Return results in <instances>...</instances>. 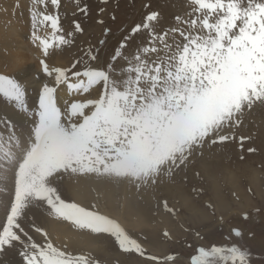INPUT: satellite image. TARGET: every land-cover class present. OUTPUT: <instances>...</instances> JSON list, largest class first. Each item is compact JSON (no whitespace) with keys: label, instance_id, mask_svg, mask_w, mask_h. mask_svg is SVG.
Wrapping results in <instances>:
<instances>
[{"label":"snow or ice","instance_id":"1","mask_svg":"<svg viewBox=\"0 0 264 264\" xmlns=\"http://www.w3.org/2000/svg\"><path fill=\"white\" fill-rule=\"evenodd\" d=\"M50 5L57 11L48 12V0H34L30 10L31 42L41 50L46 77L36 102L29 103L28 81L0 72V104L31 125L25 136L12 116L0 115V196L6 197L0 199L5 216L0 257L16 253L22 264H105L90 252L73 253L67 243L55 244L44 227L28 220L39 209L76 232L112 238L122 253L176 264L177 254L148 255L97 203L67 200L61 187L66 179L94 177L127 183L139 192L187 168L195 156H203L206 145L235 139L225 130L240 127L247 114L264 108V0H187L189 11L174 16V25L167 27L152 11L121 29L106 63H101L100 48L89 47L69 67L47 61L84 29L74 21V32L65 33L60 0ZM80 11L86 15L87 6ZM40 28H50V35L38 34ZM110 32L105 28L104 35ZM141 33L145 38L132 47ZM245 139L240 137L241 144ZM163 207L173 216L179 212L167 200ZM206 207L214 211L211 203ZM30 231L43 240L37 242ZM163 235L170 238L167 230ZM248 235L255 239L254 233ZM227 239L229 244L196 246L188 264H253L257 257L242 242L239 228Z\"/></svg>","mask_w":264,"mask_h":264},{"label":"rangeland","instance_id":"2","mask_svg":"<svg viewBox=\"0 0 264 264\" xmlns=\"http://www.w3.org/2000/svg\"><path fill=\"white\" fill-rule=\"evenodd\" d=\"M48 3V12H56L50 0ZM186 5L187 0H108L106 4L101 0H79L78 3L77 0H60L58 11L65 33L74 32V21H78L84 29L83 33H75L72 45L63 48L67 52L63 54L65 66L69 67L75 59L83 57L89 47L100 48L101 63H106L122 36L121 29H130L152 11L160 13L163 26H172L174 16L189 11ZM85 6L88 10L86 15L80 11ZM100 9L105 11L100 12ZM112 15H115V20ZM98 20L104 23L99 24ZM105 28L111 29L107 37L104 35ZM145 36L146 33L138 35L132 47ZM102 39L106 41L103 46L99 44ZM131 50L130 47L127 51ZM3 66V72L8 73V66ZM13 76L18 79L15 74ZM233 133L235 139L229 142L206 145L203 156H195L187 168L181 169L171 179L162 177L156 186L139 192L129 186L127 198L131 199L132 208L122 207V198L126 195L123 186L113 191V204H109L101 192L81 204L97 203L102 212L117 219L133 238L143 244L148 255L163 258L174 253L179 257L176 264H188L196 246L229 244L227 238L231 230L239 228L244 237L242 242L257 257L253 264H264V108L257 107L247 114L240 127L225 130V134ZM241 136L247 137L242 144ZM249 148L255 151L249 152ZM201 188L204 190L202 194L197 195L193 191ZM62 195L67 200H75L65 189ZM165 200L169 207L179 209L176 216L165 211ZM207 203L214 206V211L206 207ZM135 207L137 211L143 210L142 217L137 216ZM245 213L247 219L244 218ZM165 230L170 233V238L164 237ZM196 232L204 239L197 238ZM249 233H254L255 239L250 238ZM56 239L57 245L67 243L64 239ZM233 239L239 238L233 235ZM95 240L99 245L94 246L97 250H90L85 241L81 243L84 246L67 244L73 253L90 252L105 264H153L135 253H122L114 240L106 235L96 236ZM188 244H192L193 248L190 249Z\"/></svg>","mask_w":264,"mask_h":264},{"label":"bare ground","instance_id":"3","mask_svg":"<svg viewBox=\"0 0 264 264\" xmlns=\"http://www.w3.org/2000/svg\"><path fill=\"white\" fill-rule=\"evenodd\" d=\"M33 3L34 0H0V71H5V69H2L5 64L6 67L8 66L6 68L8 73H13L18 77V79L29 82L30 104H34L38 99V91L41 88L43 81L46 79L44 74L41 73V66L39 63V60L42 58L41 50L31 42L32 27L30 21V10H32ZM39 7H42L43 9V6ZM50 31V28H40L38 34L42 36H49ZM64 53L67 52L64 51L63 48L55 51L47 62L51 66L66 67L64 63V60L66 59H64ZM37 77H39V79H37ZM61 94L63 95V93ZM5 113L12 116L16 120L19 132L26 136L28 129L31 127L28 121L23 119L21 116L16 115L11 110V106L0 104V115ZM121 186L126 188V190L124 189L126 195L122 198L124 201V206L122 207L129 208L131 207L132 201L130 202L131 199L129 200L127 198L130 186L127 183L117 184L100 181L94 177H81L78 180L66 179L63 182L61 189L67 190V192H69V194L72 195L79 203H85V199L89 197L93 198L95 193L101 192L103 197L107 199L108 203L113 204V191L117 188L119 189ZM5 198L6 197L0 196V199ZM135 208L137 211V207ZM130 216L133 217L132 215ZM137 216L142 217L143 210H138ZM34 217L36 218L35 222L37 225L44 227L49 232L51 237H54V239L57 238L56 241L60 238L64 239L68 244L83 246L84 243H81L85 241V245L88 244L87 247H91L89 248L90 250H97L95 247L99 246L97 245L98 242L95 240L96 235H91L86 232H76L71 229L67 223L47 217L42 210L34 209L33 212L29 213L28 220L31 221ZM4 219V211L0 208V223H3ZM30 234L36 241L43 238L40 234L35 233L34 231H30ZM62 244L60 243L59 245ZM0 264H22V261L18 254L11 253L8 256L0 257Z\"/></svg>","mask_w":264,"mask_h":264}]
</instances>
